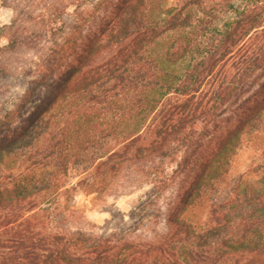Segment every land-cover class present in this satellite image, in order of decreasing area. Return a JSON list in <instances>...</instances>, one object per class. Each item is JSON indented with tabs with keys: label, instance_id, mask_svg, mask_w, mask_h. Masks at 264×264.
<instances>
[{
	"label": "trees",
	"instance_id": "obj_1",
	"mask_svg": "<svg viewBox=\"0 0 264 264\" xmlns=\"http://www.w3.org/2000/svg\"><path fill=\"white\" fill-rule=\"evenodd\" d=\"M204 1L113 0L71 24L55 13L0 49L40 53L21 74L0 60V82L22 89L0 111V173L15 175L0 183V264H264V188L213 198L241 143L264 138V0ZM45 134L58 137L49 162L28 165ZM90 161L128 163L150 189L100 232L72 231L58 195L69 166Z\"/></svg>",
	"mask_w": 264,
	"mask_h": 264
},
{
	"label": "rangeland",
	"instance_id": "obj_2",
	"mask_svg": "<svg viewBox=\"0 0 264 264\" xmlns=\"http://www.w3.org/2000/svg\"><path fill=\"white\" fill-rule=\"evenodd\" d=\"M112 1L0 0V49L18 36L27 35L33 30L44 29L55 13L60 14L63 21L71 24L76 17L75 13L78 12H92L96 17L103 15ZM178 1L167 0L166 6H171ZM197 1L203 2L204 0ZM208 1L219 4L223 2L224 4L237 0ZM126 13L128 12H125L123 21L128 22L129 18L126 17ZM14 20L17 21L15 29H9ZM122 24L124 25V23ZM57 39L61 40L60 37ZM0 60L2 64H7L8 70H12L15 74H21L34 71L33 69L40 64V53L23 46L14 52L0 54ZM21 92L22 89L17 87L14 79L0 82V111L5 109L7 104ZM255 134L254 137L247 138L239 146V151L230 166V185L228 184L227 188L220 189L214 194L213 198L216 204L221 206L227 201H236L237 195L240 193L241 182L249 181L255 185L259 184L261 189L264 188V172L258 171L261 160L264 158V138L261 130L256 131ZM57 139V136L54 139L46 134L41 136V146L24 155L27 164L48 163L51 153L55 151ZM97 164V161L95 163L90 161L81 165L73 164L68 168L67 191L64 190L58 195L57 209L54 213L59 219H65L66 225L72 231L96 230V232H100L98 227L104 226L106 221L111 218L112 213H128L144 202L145 194L150 189V186H140L139 174L128 163L111 164L108 167H97ZM14 176L11 173H0L1 185H9L13 182ZM178 186L177 181L171 183L161 195L159 206L162 208L163 214L173 204ZM29 216L25 215L22 219L25 220ZM160 222L156 230L153 226L147 230L152 234L155 231L163 232L167 226L164 220Z\"/></svg>",
	"mask_w": 264,
	"mask_h": 264
}]
</instances>
